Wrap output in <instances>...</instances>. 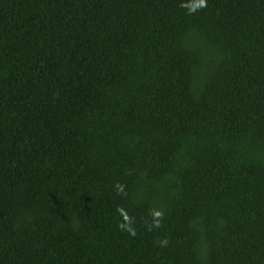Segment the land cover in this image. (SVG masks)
I'll return each instance as SVG.
<instances>
[{"label": "trees", "instance_id": "1", "mask_svg": "<svg viewBox=\"0 0 264 264\" xmlns=\"http://www.w3.org/2000/svg\"><path fill=\"white\" fill-rule=\"evenodd\" d=\"M0 264H264V0H0Z\"/></svg>", "mask_w": 264, "mask_h": 264}, {"label": "clouds", "instance_id": "2", "mask_svg": "<svg viewBox=\"0 0 264 264\" xmlns=\"http://www.w3.org/2000/svg\"><path fill=\"white\" fill-rule=\"evenodd\" d=\"M202 4H203V0H202Z\"/></svg>", "mask_w": 264, "mask_h": 264}]
</instances>
